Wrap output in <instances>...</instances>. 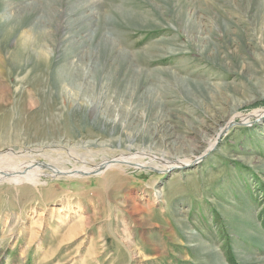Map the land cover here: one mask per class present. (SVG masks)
Wrapping results in <instances>:
<instances>
[{
  "label": "rangeland",
  "instance_id": "1",
  "mask_svg": "<svg viewBox=\"0 0 264 264\" xmlns=\"http://www.w3.org/2000/svg\"><path fill=\"white\" fill-rule=\"evenodd\" d=\"M50 2L0 0V159L113 166L0 182V264H264V0H101L118 56Z\"/></svg>",
  "mask_w": 264,
  "mask_h": 264
},
{
  "label": "bare ground",
  "instance_id": "2",
  "mask_svg": "<svg viewBox=\"0 0 264 264\" xmlns=\"http://www.w3.org/2000/svg\"><path fill=\"white\" fill-rule=\"evenodd\" d=\"M43 1L44 0H41V3ZM99 1H101V0H51V2L48 5L53 7L54 10L56 9V11H62L64 13V15H60L59 13L56 14L57 12H55V14H56L55 17L57 16V18H56L57 21L56 22L58 23V26H59V29L57 28V32L59 31L61 33V35H57L56 37L53 36V39L54 40L57 39V41H59L60 38L63 35H65L67 33L72 34L71 33L72 31L77 32L76 30L78 28L80 29V32H81V30L84 28L82 26L86 25V27H90L91 29H93V31H92L93 36H97V34H99V39L101 41H103L101 43L105 44L107 47L109 45H111L109 47V49L111 51L110 53H112L113 50H114V51H116V55L119 54L120 50L119 49H118V51L116 50V48H117L116 45L113 43L112 39L107 35V32L102 29L101 25H99V27L89 25V24H91V21H92V19L94 17L93 15H96V13H94L95 9L100 7ZM55 2H58V4H59L58 7H55ZM34 7H35V11L39 10V11H41V13L44 10L43 9L44 8L43 4H34ZM18 8H19L18 6L13 7V9H15V10H17ZM50 10H51V8H50ZM39 11H37L35 14H39ZM86 12H89V13L91 12V15H85ZM26 18H27V16H26ZM68 18L73 19V21L70 23V26H64L65 21ZM43 19H45L43 16L42 17L38 16V18H37V21L39 22V24L41 26L43 24L46 25V23H45V21ZM98 24H99V22H96V25H98ZM40 35H42V34L40 33ZM40 35H38L36 37V41L33 42L34 48H35L34 50L40 49V47H41V45H40L41 43L38 44V41H39V39L41 37ZM51 35H52V33H50V36ZM43 36L44 35H42V37ZM45 37H47V36L45 35ZM26 41L28 43V46H22L21 47L22 51L24 53H26V51L28 50V47H29V41L28 40H26ZM80 46L81 45H78V47H80ZM75 53H78V51H75ZM19 55H20V53H19ZM212 143H213V141L208 142V144H207L208 147L211 148V146L213 145ZM140 152L142 154H150L151 153L150 150H147V149H146V151L142 150ZM173 155H175V154H173ZM204 156H202L201 158H203ZM136 157L137 156H135V158ZM160 157L169 159L168 163L170 164V166H173V167H175V165L176 166H180V167L181 166H183V167L186 166L184 164V162L182 161V159L185 158V156H182V157L175 156L174 157V156H171L170 153L169 154L166 153V154H160ZM119 158L123 159L122 156H119ZM19 160H21V159H19ZM0 162L1 163H5L4 165L6 166L7 169H9L8 171H0V182H7V183H11V182H13L15 180H19V179H28L29 181L30 180L33 181L35 176H37L39 174V172H42V170H47L51 174L59 175V176H63V175L67 176V175L71 174V176H74V177L78 176L79 177V176H87V175H91V174H97V173L103 171L104 169L108 168L109 166H111V165L113 166V161H112L109 164H106L105 166L97 167L95 169H92L91 171L85 170L83 168H76L75 171H73L72 173L68 174V173H63L62 171L54 168L53 165H49V164L48 165H43V164H39V163H35V162H30V163L24 164V163H22V162H20L18 160H15L12 157L10 158L9 156L8 157H2L0 159ZM123 162H129V161H127L126 157H125V159H123ZM10 163H13V166H15L14 164H16L17 167L13 168V166H11ZM11 168H13V169H11ZM77 171H81L82 173H77ZM113 174H115V173H114L113 170H111L107 174V177H110Z\"/></svg>",
  "mask_w": 264,
  "mask_h": 264
}]
</instances>
